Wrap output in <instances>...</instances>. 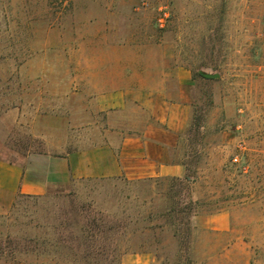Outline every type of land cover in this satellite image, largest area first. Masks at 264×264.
I'll return each instance as SVG.
<instances>
[{
  "label": "rangeland",
  "instance_id": "rangeland-1",
  "mask_svg": "<svg viewBox=\"0 0 264 264\" xmlns=\"http://www.w3.org/2000/svg\"><path fill=\"white\" fill-rule=\"evenodd\" d=\"M174 67L192 74L175 150L190 180L21 196L0 215V264H264V0H0V137L20 153L99 144L128 128L100 93Z\"/></svg>",
  "mask_w": 264,
  "mask_h": 264
},
{
  "label": "crops",
  "instance_id": "crops-1",
  "mask_svg": "<svg viewBox=\"0 0 264 264\" xmlns=\"http://www.w3.org/2000/svg\"><path fill=\"white\" fill-rule=\"evenodd\" d=\"M141 80L158 85H134L97 97L102 111L116 112L128 122L127 129L120 123L99 144L61 153H20L0 137V215L21 196L68 192L78 179L183 178L186 166L175 150L190 122L192 74L185 67H174ZM209 221L215 230L230 227L228 213L215 214Z\"/></svg>",
  "mask_w": 264,
  "mask_h": 264
},
{
  "label": "trees",
  "instance_id": "trees-1",
  "mask_svg": "<svg viewBox=\"0 0 264 264\" xmlns=\"http://www.w3.org/2000/svg\"><path fill=\"white\" fill-rule=\"evenodd\" d=\"M184 163V165L186 166V169H187V163H185V162H183ZM171 178H173V179H177V180H181V178H179V177H171ZM184 180H186V181H189L190 179H189V175L188 174H186L185 176H184ZM22 197H38V196H22ZM186 208H188V207H186ZM83 211H85V210H83ZM175 211V209H173V208H170L169 209V213L170 212H174ZM182 211H185V210H182ZM85 232V231H84Z\"/></svg>",
  "mask_w": 264,
  "mask_h": 264
},
{
  "label": "built area",
  "instance_id": "built-area-1",
  "mask_svg": "<svg viewBox=\"0 0 264 264\" xmlns=\"http://www.w3.org/2000/svg\"><path fill=\"white\" fill-rule=\"evenodd\" d=\"M167 16H168V14L165 12V13H164V17H167ZM162 18H163V17H162ZM233 161H234V162H238V161H239V156H238V155L234 156V157H233Z\"/></svg>",
  "mask_w": 264,
  "mask_h": 264
},
{
  "label": "water",
  "instance_id": "water-1",
  "mask_svg": "<svg viewBox=\"0 0 264 264\" xmlns=\"http://www.w3.org/2000/svg\"><path fill=\"white\" fill-rule=\"evenodd\" d=\"M208 77H218V74H212V73H205Z\"/></svg>",
  "mask_w": 264,
  "mask_h": 264
}]
</instances>
